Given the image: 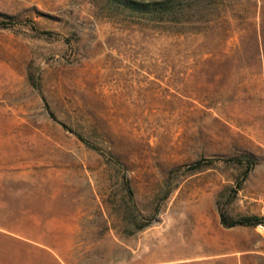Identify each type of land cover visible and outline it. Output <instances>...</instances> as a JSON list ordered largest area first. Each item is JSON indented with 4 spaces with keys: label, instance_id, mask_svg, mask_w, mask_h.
<instances>
[{
    "label": "rangeland",
    "instance_id": "374dc122",
    "mask_svg": "<svg viewBox=\"0 0 264 264\" xmlns=\"http://www.w3.org/2000/svg\"><path fill=\"white\" fill-rule=\"evenodd\" d=\"M193 1L209 22L174 31L89 0H0L16 22L0 29V264L94 249L117 264H264V235L217 209L264 213V0ZM243 153L244 178L223 159ZM198 160L213 165L187 172ZM128 197L149 224L122 241Z\"/></svg>",
    "mask_w": 264,
    "mask_h": 264
},
{
    "label": "trees",
    "instance_id": "16d2710c",
    "mask_svg": "<svg viewBox=\"0 0 264 264\" xmlns=\"http://www.w3.org/2000/svg\"><path fill=\"white\" fill-rule=\"evenodd\" d=\"M89 2L104 6L106 10L118 17L134 16L137 19L145 18L154 24L163 25L167 27H175L178 31L187 24H195L197 22L203 23L209 22L205 18V6L201 1L193 0H89ZM14 17L12 15L0 12V29H6L13 27L16 22L12 21ZM208 24V23H207ZM31 29H35L33 24H28ZM28 80L32 85H37V78L32 73L28 74ZM61 124L69 129L66 124ZM79 135V134H77ZM80 136V135H79ZM81 139H84L80 136ZM226 163H232L244 167L242 178L247 175V172L254 165V157L251 154L243 153L235 157H224ZM201 160L194 162L186 167L187 172H196L204 169L205 167H211L213 162L208 164H201ZM241 188V182H237V188H232V195H234L238 189ZM133 199H123L121 203L117 204V212L121 211V221L118 224L112 225L114 234L122 241L128 240L135 233L145 228L149 221L143 222L141 217L133 210ZM217 209L219 213L220 223L225 227H233L236 225L255 226V224L261 219V217L238 215L231 216L225 211V205L222 202H217ZM109 228H105L100 231L99 239H102L107 234ZM92 258L90 261L82 263L77 260L62 259L59 264H117L121 261H127V258H113L108 260L104 259V252L101 249H94L91 251Z\"/></svg>",
    "mask_w": 264,
    "mask_h": 264
},
{
    "label": "built area",
    "instance_id": "2783aa9c",
    "mask_svg": "<svg viewBox=\"0 0 264 264\" xmlns=\"http://www.w3.org/2000/svg\"><path fill=\"white\" fill-rule=\"evenodd\" d=\"M255 229L261 234L264 235V213L261 219L255 224Z\"/></svg>",
    "mask_w": 264,
    "mask_h": 264
}]
</instances>
